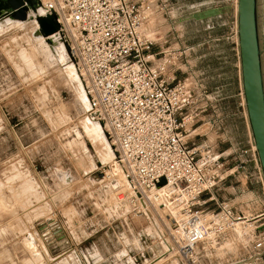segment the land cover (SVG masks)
Instances as JSON below:
<instances>
[{
    "label": "built area",
    "instance_id": "obj_1",
    "mask_svg": "<svg viewBox=\"0 0 264 264\" xmlns=\"http://www.w3.org/2000/svg\"><path fill=\"white\" fill-rule=\"evenodd\" d=\"M168 2L35 0L33 6L42 10L41 17L56 18L60 29L51 37L65 41L88 101V118L113 149L119 173H101L114 185L119 176L124 182L114 189L115 203L135 215L178 205L169 249L182 264H212L202 245L230 233L240 245L236 258L225 264H264V210L247 215L220 197L233 179L249 175L247 163L237 157L250 151L232 148L226 155L209 139L220 131L219 96L192 66L194 46L157 38ZM251 151L263 181L254 147ZM230 157L237 161L230 164ZM210 203L217 212L202 208ZM66 231V223L50 215L42 238L63 239Z\"/></svg>",
    "mask_w": 264,
    "mask_h": 264
},
{
    "label": "rangeland",
    "instance_id": "obj_2",
    "mask_svg": "<svg viewBox=\"0 0 264 264\" xmlns=\"http://www.w3.org/2000/svg\"><path fill=\"white\" fill-rule=\"evenodd\" d=\"M23 1L28 8L24 17L0 11V264H92L87 237L76 235L77 221L89 198L101 199L112 215L128 219L125 230L118 228L128 236V244L113 233L100 235L102 245L108 243L101 249L102 261L182 264L169 249V226L179 220L178 214L175 218L163 210L157 215L154 209L145 208L144 214L135 215L130 207L115 203L114 189L124 182L120 176L116 185L103 178L111 170L119 173V168L115 155L109 163L100 160L99 150L84 131L88 107L79 99L84 90L66 43L41 34L38 21L42 10L32 5L35 0ZM168 4V14L160 17L157 38H173L172 46L181 48L194 46L192 66L215 93L216 80L207 79L197 66L207 59L211 67L224 68L225 55L238 58L237 0H169ZM223 7L228 11L220 16L202 21L193 18L205 9ZM259 15L264 49V0L259 1ZM57 45L64 48V62L55 57ZM70 66L74 79L68 74ZM221 98L219 118L231 114ZM245 182L243 175L233 179L223 196L250 215L254 211L247 203L249 198L243 197L247 194L234 195L232 190V185ZM202 208L218 210L213 203ZM54 214L66 223L67 231L63 239L54 237L46 242L42 228ZM239 245L236 235L230 233L204 243L202 249L208 262L225 264L236 258Z\"/></svg>",
    "mask_w": 264,
    "mask_h": 264
},
{
    "label": "crops",
    "instance_id": "obj_3",
    "mask_svg": "<svg viewBox=\"0 0 264 264\" xmlns=\"http://www.w3.org/2000/svg\"><path fill=\"white\" fill-rule=\"evenodd\" d=\"M207 62V59L200 61L197 68L205 71L207 79L212 77L216 80L214 85L216 87L215 92L220 96L219 98L222 96L220 101L226 100V103L231 109V114L220 117V131L211 135L209 134V139L219 142L218 151L224 152L226 155L232 151V148L236 149L239 153L246 150L250 151L248 154H240V156L237 157L238 160L247 163L249 175L247 177L244 176L246 182L239 186L232 185V190L234 195L242 193L247 194L243 197L249 198V201L251 200L250 203L251 206H253L252 209L254 212L262 211L264 210V181H261L259 174L257 173V163L251 151L253 141L246 111L242 107V99L240 96L242 93V87L239 59L234 57L233 54L228 56L225 55L222 59L223 65L225 66L224 68L217 66L211 67ZM192 64H194L193 61ZM227 65L229 67L228 70ZM236 118H238V121H234ZM237 159L230 157V164H233ZM220 197L227 199L223 194H221ZM82 214L83 215L80 219L82 221H77L78 232L76 235L77 238L87 237L86 240L92 248H89L92 264H112L113 261L108 258H106L107 261H102L103 254L101 255V249H105L108 243L105 242L104 245H102L99 240L100 235L104 234L108 237L110 236V233H113L115 237L120 239V242L123 239L125 244H128V236H125V234H122L118 230V228L125 230V228L129 226L128 219L121 215H119L121 217H115L112 215L111 210L101 199H87ZM141 250L140 252L142 253V256H144L145 254L143 250Z\"/></svg>",
    "mask_w": 264,
    "mask_h": 264
},
{
    "label": "water",
    "instance_id": "obj_4",
    "mask_svg": "<svg viewBox=\"0 0 264 264\" xmlns=\"http://www.w3.org/2000/svg\"><path fill=\"white\" fill-rule=\"evenodd\" d=\"M6 1L14 17H24L28 8L23 0ZM259 1L237 0V39L242 96L253 147L264 181V49L261 45ZM226 11L227 7L205 9L195 13L193 18L207 20ZM38 23L41 34L47 37L56 34L60 29L54 16L41 17Z\"/></svg>",
    "mask_w": 264,
    "mask_h": 264
},
{
    "label": "bare ground",
    "instance_id": "obj_5",
    "mask_svg": "<svg viewBox=\"0 0 264 264\" xmlns=\"http://www.w3.org/2000/svg\"><path fill=\"white\" fill-rule=\"evenodd\" d=\"M0 11H1L2 14L4 12L12 11L8 1L0 0ZM236 35H237V31H236ZM55 55H56L55 57L57 58V60L64 62V58H63L64 57V48L61 45H57L56 54ZM68 69H69V72H68L69 77L71 79H74L76 77V74L72 71V66H70ZM83 93L81 92V95L79 93V99H80L82 104L86 103L87 105L85 104V106L88 107L87 98H86V96ZM83 127H84L85 133L87 134V136L90 139V142L93 143L95 145V147L99 150L98 154H99V158H101L100 160H103V161L108 162V163L110 161H112L113 160L112 157L114 155L113 151L111 150V148H110L111 146H109V144L107 142V139H106L104 133L102 132L101 127L99 126V124L94 123L91 119H89V120L87 119L86 121H84V126ZM0 206H1V204H0ZM167 206H168L167 209L158 207L157 210H156L157 215L158 214L160 215L163 210H166V211L169 210L170 213H171L169 215H171V216H173L175 218H176L177 214L178 215L180 214L179 213L180 212V207L179 206L177 208H175L176 207L175 204H168ZM146 214H148V213H146ZM155 219H156V217H155ZM158 262H157V264H159ZM247 263L248 264H253L250 261H247L245 263H240V264H247Z\"/></svg>",
    "mask_w": 264,
    "mask_h": 264
},
{
    "label": "flooded vegetation",
    "instance_id": "obj_6",
    "mask_svg": "<svg viewBox=\"0 0 264 264\" xmlns=\"http://www.w3.org/2000/svg\"><path fill=\"white\" fill-rule=\"evenodd\" d=\"M30 2H31V1H30ZM31 3H32V5H34V1H32Z\"/></svg>",
    "mask_w": 264,
    "mask_h": 264
}]
</instances>
